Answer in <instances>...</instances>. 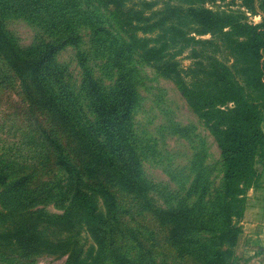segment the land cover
<instances>
[{
  "label": "rangeland",
  "instance_id": "obj_1",
  "mask_svg": "<svg viewBox=\"0 0 264 264\" xmlns=\"http://www.w3.org/2000/svg\"><path fill=\"white\" fill-rule=\"evenodd\" d=\"M57 1L55 11L45 16L0 14V18L21 47L44 41L62 45L55 55L57 90L67 97V103L80 100L79 113L70 116L78 129L82 124L89 133L94 129L95 116L81 87L84 71L80 56L85 55L86 66L96 80L108 87L117 74L110 58L126 33L113 18L111 7L99 0ZM148 1H155L153 9L160 10L166 0ZM203 5L217 12H233L252 23H264V0H208ZM56 25L67 27L77 44H64L69 41L67 34L59 36ZM201 37L210 38L211 34ZM196 51L201 61L216 55L231 66L223 45H198ZM140 55L135 51L129 64L139 94L131 137L147 190L137 195L112 184L109 188L117 207L111 213L103 196L94 191L96 184L84 183L86 191L95 192L96 206L103 213L98 230L75 213L55 219L70 207V171L72 167L80 171L82 143L69 137V131L55 122L50 110L33 103L22 78L0 51V210L6 213L7 223L31 219L44 229L47 243H53L35 249L0 242V264H67L71 254L75 256L71 264H116L119 255L132 264H202L171 241L170 226L154 207L176 205L182 200L194 202L198 193H189V188L199 170L206 174L215 194L222 188L224 165L214 126L198 115L170 77ZM192 55L189 48L177 57L184 69L198 59ZM261 111L264 128V105ZM257 159L259 187L264 181V160ZM251 188L246 189L247 202ZM259 220L246 216L245 211L238 219L240 232L230 264H264V220Z\"/></svg>",
  "mask_w": 264,
  "mask_h": 264
},
{
  "label": "trees",
  "instance_id": "obj_2",
  "mask_svg": "<svg viewBox=\"0 0 264 264\" xmlns=\"http://www.w3.org/2000/svg\"><path fill=\"white\" fill-rule=\"evenodd\" d=\"M206 1L166 0L163 9L154 10L155 1L99 0L111 7L113 18L119 21L126 36L111 55L117 74L108 87L96 80L86 66L85 55L80 56L84 71L81 87L95 116V126H91L94 129L89 133L82 124L78 129L77 122L70 116L72 112L79 113L80 100L76 97L67 103V97L57 90L60 85L55 72V55L62 45L44 41L21 47L0 18V51L22 78L33 103L50 110L55 122L69 131V137L82 143L80 171L79 167H72L70 171L73 178L70 207L63 215L54 216L55 219L75 213L83 217L89 227L100 230L97 223L104 217L96 206L95 192L86 191L84 183L89 181L96 184L94 191L103 196L111 213L117 207L114 192L109 188L112 184H119L137 195L146 193L141 159L131 137L139 94L129 64L138 51L144 60L170 77L198 115L214 126L224 165L222 188L216 194L215 188L210 189L206 174L199 170L189 188V193H198L194 202L182 200L176 205L154 207V210L169 224V237L181 252L194 255L202 264L231 263L240 232L238 219L246 208V189L258 185L257 156L264 160L261 111L264 105V23L246 21L233 12H217L203 5ZM58 3L57 0H0V14L45 16L55 11ZM55 27L59 36L67 34L69 41L65 40L64 44H77L67 27ZM204 34L211 37H201ZM204 44L223 45L232 60L231 66L216 55H207L206 62L201 61L196 49ZM189 48L193 58L198 59L184 69L177 57ZM5 220L6 213L0 210V242L35 249L48 242L44 229L38 228L31 219H25L26 223ZM122 258L117 256L116 264H132ZM74 261L75 256L71 254L67 264Z\"/></svg>",
  "mask_w": 264,
  "mask_h": 264
},
{
  "label": "crops",
  "instance_id": "obj_3",
  "mask_svg": "<svg viewBox=\"0 0 264 264\" xmlns=\"http://www.w3.org/2000/svg\"><path fill=\"white\" fill-rule=\"evenodd\" d=\"M263 180H264V171H263ZM245 215L250 218L259 217L260 218L259 221L264 220V181H262L259 187L251 188L249 192L247 206L245 208Z\"/></svg>",
  "mask_w": 264,
  "mask_h": 264
}]
</instances>
